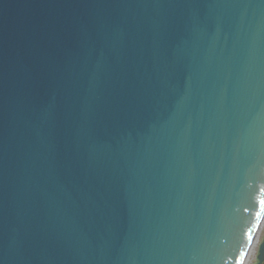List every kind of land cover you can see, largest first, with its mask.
Listing matches in <instances>:
<instances>
[{"label":"water","instance_id":"1","mask_svg":"<svg viewBox=\"0 0 264 264\" xmlns=\"http://www.w3.org/2000/svg\"><path fill=\"white\" fill-rule=\"evenodd\" d=\"M261 200L264 0H0V264H249Z\"/></svg>","mask_w":264,"mask_h":264},{"label":"rangeland","instance_id":"2","mask_svg":"<svg viewBox=\"0 0 264 264\" xmlns=\"http://www.w3.org/2000/svg\"><path fill=\"white\" fill-rule=\"evenodd\" d=\"M263 239H264V220L262 221L260 229L257 232L256 243L253 246V250L251 251L249 255V261H248L249 264H255L257 262V254H258L259 245Z\"/></svg>","mask_w":264,"mask_h":264},{"label":"snow or ice","instance_id":"3","mask_svg":"<svg viewBox=\"0 0 264 264\" xmlns=\"http://www.w3.org/2000/svg\"><path fill=\"white\" fill-rule=\"evenodd\" d=\"M260 204H261V206H262V210H264V200H261V201H260ZM257 215H259V213H257Z\"/></svg>","mask_w":264,"mask_h":264},{"label":"bare ground","instance_id":"4","mask_svg":"<svg viewBox=\"0 0 264 264\" xmlns=\"http://www.w3.org/2000/svg\"><path fill=\"white\" fill-rule=\"evenodd\" d=\"M256 240H257V239H255V242L253 243V246L255 245ZM252 250H253V247H252L251 251H252ZM251 251H250V253H251ZM250 253H249V255H250Z\"/></svg>","mask_w":264,"mask_h":264},{"label":"flooded vegetation","instance_id":"5","mask_svg":"<svg viewBox=\"0 0 264 264\" xmlns=\"http://www.w3.org/2000/svg\"><path fill=\"white\" fill-rule=\"evenodd\" d=\"M262 241H264V239H263ZM263 262H264V261H263ZM263 262H262L261 264H263Z\"/></svg>","mask_w":264,"mask_h":264}]
</instances>
